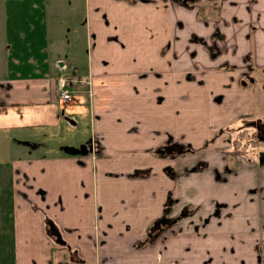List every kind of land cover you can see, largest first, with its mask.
Segmentation results:
<instances>
[{
    "label": "crops",
    "instance_id": "1",
    "mask_svg": "<svg viewBox=\"0 0 264 264\" xmlns=\"http://www.w3.org/2000/svg\"><path fill=\"white\" fill-rule=\"evenodd\" d=\"M261 70L264 0H0V264H264Z\"/></svg>",
    "mask_w": 264,
    "mask_h": 264
},
{
    "label": "rangeland",
    "instance_id": "2",
    "mask_svg": "<svg viewBox=\"0 0 264 264\" xmlns=\"http://www.w3.org/2000/svg\"><path fill=\"white\" fill-rule=\"evenodd\" d=\"M254 79L256 80V84H255V90H256V105H255V109H254V113L258 116V121L255 122V124L253 126H255L256 131L258 132L257 135H255L253 140H249L246 141L247 139H245L246 137V133L247 130L249 131V128L244 125L245 127H242L241 132L239 131V136L241 137V139H243L244 141L243 144L245 145V141L247 143L249 142H256V144L258 143H264V140H262L260 137H264V70L258 71L257 74H255ZM69 113V111H68Z\"/></svg>",
    "mask_w": 264,
    "mask_h": 264
},
{
    "label": "trees",
    "instance_id": "3",
    "mask_svg": "<svg viewBox=\"0 0 264 264\" xmlns=\"http://www.w3.org/2000/svg\"><path fill=\"white\" fill-rule=\"evenodd\" d=\"M188 208H184L182 209L179 215H183V213H185V211H187ZM190 209V208H189ZM176 216L169 218H166L165 216H160L158 217V219H156L153 224L151 225V227L146 231V235L143 238V242L146 241L147 239L151 238L152 236L156 235L158 233L159 229H162L163 227H165L166 225H168L170 223V221H172L173 219H175ZM44 223L46 224V230L47 232L50 234V236H56V228L55 226L47 219H44ZM62 243H65L61 240Z\"/></svg>",
    "mask_w": 264,
    "mask_h": 264
},
{
    "label": "built area",
    "instance_id": "4",
    "mask_svg": "<svg viewBox=\"0 0 264 264\" xmlns=\"http://www.w3.org/2000/svg\"><path fill=\"white\" fill-rule=\"evenodd\" d=\"M82 81V80H80ZM76 79L71 77H57L55 80L57 96L61 103L72 100V93L74 92V85ZM85 83V82H84ZM61 114L64 115V110L61 109Z\"/></svg>",
    "mask_w": 264,
    "mask_h": 264
},
{
    "label": "water",
    "instance_id": "5",
    "mask_svg": "<svg viewBox=\"0 0 264 264\" xmlns=\"http://www.w3.org/2000/svg\"><path fill=\"white\" fill-rule=\"evenodd\" d=\"M70 121L73 123L72 120H70ZM78 148H79L78 149L79 152H81V153H85L86 152V146L82 142L79 143Z\"/></svg>",
    "mask_w": 264,
    "mask_h": 264
}]
</instances>
